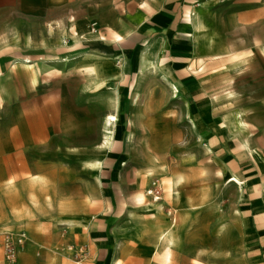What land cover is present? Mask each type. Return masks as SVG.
Instances as JSON below:
<instances>
[{
  "label": "rangeland",
  "instance_id": "rangeland-1",
  "mask_svg": "<svg viewBox=\"0 0 264 264\" xmlns=\"http://www.w3.org/2000/svg\"><path fill=\"white\" fill-rule=\"evenodd\" d=\"M146 1L0 0V264H24L23 255L31 264L42 262L38 260L56 264L57 258L89 264L86 222L68 226L65 219L95 215L113 239L109 247L114 243L116 250L125 252L127 246L123 264H147L142 259L144 241L135 235L128 209L135 207V195L146 189L142 179L151 155L163 172L146 184L165 200L159 220L167 224L174 218L180 225L173 264H264V208H260L264 200L259 193L264 188V163L244 152H227L242 137L230 133L223 117L220 126L227 135L211 131L214 152L208 154L198 131H179L184 105L156 74L147 81L159 83L160 89L146 105L139 101L131 110L146 109L137 131H131L133 139L125 131L112 151H101L103 131L96 113L74 117L73 94L79 88L87 96L92 93L81 59L73 55L88 47L85 51L112 56L100 47L109 37L105 30L121 17L133 18ZM199 4L207 27L194 39L203 38L208 47L213 43L231 61L239 60L236 89L241 109L231 112L248 108L253 145L264 155V0H201ZM112 32L121 37L126 33ZM75 34L81 46L62 43V36L70 43ZM18 58L31 63L16 66ZM231 90L222 85L220 95ZM110 93L108 100L114 105L115 93ZM80 105L84 112L85 105ZM26 124H32L30 131ZM95 159L104 160L103 171L88 167ZM224 167L239 171L252 183L239 192L221 174ZM33 177H43L45 183H34ZM170 177L180 182L176 202L168 200L165 179ZM151 200L148 195L142 203ZM196 204L200 207L193 209ZM39 211L44 214L41 218ZM31 214L33 228L38 223L42 230L28 229ZM21 232L27 234L22 245L17 242ZM7 245L15 250L13 258L6 255ZM254 258L257 261L252 263Z\"/></svg>",
  "mask_w": 264,
  "mask_h": 264
},
{
  "label": "crops",
  "instance_id": "crops-1",
  "mask_svg": "<svg viewBox=\"0 0 264 264\" xmlns=\"http://www.w3.org/2000/svg\"><path fill=\"white\" fill-rule=\"evenodd\" d=\"M200 1L201 0H148L140 7L139 12L133 18L126 19L121 17L117 20L115 26L109 25L108 28H110V30H105V32L111 38L108 37V40H106L105 36L101 35L100 39L106 41H103L100 47L108 50L112 56L97 55L85 51L88 47L82 52L79 51L73 55L81 59L80 66L85 62H97L101 74L107 80L104 84L97 81L94 82L92 77L83 70L84 73L89 76L88 82L90 81L89 86L92 94L91 96H87L85 94L86 91H82L79 88L77 95L73 94L72 96L73 100L76 99V101H74L76 106L72 111L74 117L80 119L82 117L81 114H85L86 112L90 114L89 116L96 113V118L101 120L99 131H103V134L104 131H113L114 143L112 147L106 150L101 143V151L110 152L116 148L115 146H117V143L121 142L125 131H129L128 139L130 141L133 139L131 131H137L138 128L136 127H138L139 122L144 119L146 109L143 108L139 113H133L131 110L135 108V104L139 101L146 105L151 98L150 95L156 93L157 90L160 89L159 83L154 82L149 84L147 81L148 77L154 76L155 74L156 77L157 75L160 77L159 82L165 85L173 96L179 97V101L184 105V116L182 119L184 121L179 131H198L200 142L203 144L207 141L206 138L211 131H221L227 135V129L220 126V118L227 114L239 113L247 124L246 131H243L240 137H247L250 148L258 152L261 151L260 148L253 145V134L248 121V117L251 113L248 112V108L243 107V110L231 112L236 109H241L239 104H237L240 98V92L236 89L237 79L240 77L239 69L241 64L239 60L231 61L227 58L228 55H225L219 48H215L213 43L208 47L206 45V40L203 38L196 41L194 37H199L198 35L201 34L203 35L204 31H202V29L195 27L192 31H189L188 12L200 7ZM198 16L199 20L207 27L201 12H199ZM133 24L135 26L132 29L130 28V31L127 33V28L131 27ZM112 31H117L122 34L126 33L124 37H121L119 35H114ZM72 37L73 45L81 46L78 36L74 35ZM113 56L118 57L117 60L122 56L123 60H118L121 61L122 65H118V61H116V58ZM78 59L75 61L76 66ZM148 59L164 65V69L155 72L151 69L149 63H147ZM26 60L29 61V59H15L16 66H20L23 63H31ZM160 60L163 62L161 63ZM35 65L36 64L33 66ZM30 66L32 67V65ZM30 66H27V68ZM164 73L168 76V80L178 87L179 90L176 94L173 93L171 85L163 79L162 75H164ZM117 75H119V79L115 78ZM139 77L143 78L140 80ZM222 85H226L232 89L231 91L235 94L232 95L231 91H227L226 93H229V95L226 93H224L225 95H220L219 89ZM109 90L115 93L114 105H112V101L109 103L108 97L111 95ZM88 99L90 101H87ZM80 104L85 105L83 108L84 112H81L82 106ZM86 105H90V108L86 109ZM93 106L94 108H92ZM111 115H117L118 121L115 124L107 123V119ZM175 119L179 120L177 118ZM28 129L29 131L32 129V124H26L25 130L28 131ZM236 146V148L232 147L227 149V152H244L257 162L264 163V160H259L253 155H250L242 141ZM223 150L224 149H222V151ZM262 157L264 158V155H262ZM101 168L103 171L104 160L99 169ZM150 168H152L150 177L151 183L153 182L151 178L154 174L163 172L160 170L158 163L153 167L150 166ZM150 168L148 167L147 170ZM226 170L227 168L224 167L221 170V174L225 176L224 173ZM239 174L241 178L244 179L245 184L243 188L236 185L239 192H243L247 183L250 185L252 182H249L248 178L243 176L240 172ZM96 180L101 183L99 176H96ZM33 181H37L36 183L41 184L45 183L43 177H39V179L33 177ZM165 181L171 192L177 195L176 188L180 182L175 181L172 177L168 180L165 179ZM142 185L144 188H148V186L144 185L143 179ZM146 189L135 195L134 204L138 195L143 194V199L148 196L146 194ZM259 193L264 200V188H262ZM198 207H200V205ZM261 207L264 208V203L260 208ZM39 212V218L43 217V212ZM238 212L241 213V209H239ZM128 216L131 217L132 223L136 226L135 235H138V224L140 222L146 223L152 221L148 216H140L135 207H129ZM96 218V215L90 216V218H76L77 220L79 219L86 222L88 248L91 251L92 260L89 264H113V259L117 257H120L124 261L128 258L127 246L125 252L116 250L114 243L113 247H109V240L113 241V239L108 237L106 230L101 225V220L98 221ZM48 222H51V220ZM26 223L31 232H33L34 229L37 231L42 230L41 225L38 223L36 227L33 228L34 219L32 214L27 219ZM247 225L248 224H246V227ZM179 230L180 225L170 245L172 250V264L174 247L176 245ZM253 236L255 235L253 234ZM133 241L132 239L131 242ZM143 241L144 246L147 245L144 238ZM51 251H54L52 250V246ZM142 259L144 263H148L149 256L144 255ZM21 261L24 264L32 263L27 255H23ZM38 261L42 262H37L36 264H43L45 262L44 260ZM250 261L255 263L257 260L254 258ZM55 263L70 264L69 261L64 258H57ZM153 263L154 260L149 262V264Z\"/></svg>",
  "mask_w": 264,
  "mask_h": 264
},
{
  "label": "bare ground",
  "instance_id": "bare-ground-1",
  "mask_svg": "<svg viewBox=\"0 0 264 264\" xmlns=\"http://www.w3.org/2000/svg\"><path fill=\"white\" fill-rule=\"evenodd\" d=\"M199 12H200L199 7L195 8L193 11L189 12V15H188L189 31H192V29L195 27H197L198 29H202V31H204L206 29V26L204 25V23L202 21H200L198 18ZM94 31H95V29H94ZM129 31L130 30L128 29L127 33ZM75 35H77V34H75ZM61 39H62L63 44L68 45V46H69V44L73 45V37H71L70 43L66 41L65 35L62 36ZM26 61H28V60H26ZM160 62L162 63L163 61L160 60ZM117 63H118V65H122L121 61H118ZM147 63H149L151 69L154 70L155 72L159 71L161 69H164V65H161L160 63L158 64L157 62L151 61L150 59H148ZM23 66H25V65H23ZM81 67L89 76L92 77L94 82L97 81L101 84H104L105 82H107L106 78L103 77V75L101 74L99 67L97 66V62H85L81 65ZM142 69H143V67H142ZM37 72H38V70L36 68V70H34L33 78L36 76ZM162 77L171 85L173 93H177L178 87L168 80V76L165 75V73H164V75H162ZM115 78L119 79V75H117ZM234 112H236V111H234ZM222 119H223L224 126L230 131L231 134H233L235 136H242L243 131H246L247 124L245 123V121L243 120V118L241 117V115L239 113L228 114L226 116H223ZM117 121H118L117 115H111L107 119V123H109V124H115ZM112 133H113V131H110V130L104 131L102 146L106 150L110 149L114 143V136L112 135ZM209 135L210 134H208V137L206 138L207 141L204 142L202 144V146L204 147L205 152L213 153L214 149H213V146L211 143L212 139L210 138V140H209ZM241 141L244 144L247 152L250 155H253L254 157H256L259 160H264V158L262 157V155L260 153L261 151L258 152L256 150H253L250 148L248 138L242 137ZM149 163H150V166L153 167L155 164H157V157L151 155L149 157ZM101 165H102L101 160H93L92 162H89V164H88V166L91 169H99L101 167ZM150 166H149V168H150ZM151 170H152V168H150L149 170H146L143 173V176L146 177V179L144 180L145 186H146V184L150 183V179H148V178L151 177ZM224 174L226 176V182L227 183L233 182V183L237 184L240 188L244 187L245 181L243 178H241L240 174L237 171L227 169ZM36 178L39 179V177H36ZM31 179H33V178H31ZM40 180H43V179H40ZM167 189L169 192L168 200H170L171 202H176L178 196L174 195L171 192L169 187H167ZM146 194L152 195V200L149 201L148 203H142L144 195L140 194L137 196V198L135 200V208L138 211V214L140 216L141 215L142 216H148L150 218V220H152L151 222H146V223L140 222L138 224V227H139L138 235L141 236L142 239L144 238L145 242L147 244V245H145L144 253L147 256L150 255V258H149L147 264H149V262L152 260H154L153 264H172V259H171L172 250H171L170 245L172 244V242L176 236L179 224H177V219H174V218L172 219V221L170 223H167V224L161 223L159 218L162 216V214L164 213V210L166 209L165 208V200H163V197L157 196L153 192V190L150 189L149 187L146 190ZM160 200H162V201H160ZM198 206H199V204L192 205V208L196 209V208H198ZM168 214L170 215L171 211H169ZM65 222L69 226H73L74 224L82 225L81 220H79V219L77 220L74 218H66ZM18 235L20 236V238H21V236H24L27 239V234L25 232H21ZM20 241H22V239H20ZM26 241L27 240H25L24 243H26ZM123 262H124L123 259H121L120 257L113 259V264H123ZM77 264H80V262H77Z\"/></svg>",
  "mask_w": 264,
  "mask_h": 264
},
{
  "label": "built area",
  "instance_id": "built-area-1",
  "mask_svg": "<svg viewBox=\"0 0 264 264\" xmlns=\"http://www.w3.org/2000/svg\"><path fill=\"white\" fill-rule=\"evenodd\" d=\"M20 239H22V241H20ZM25 240H26V238L24 236H21V238L19 236L17 242L20 245H22V244H24ZM6 255L8 256V258H13L15 256V250H14V248L11 245H7Z\"/></svg>",
  "mask_w": 264,
  "mask_h": 264
}]
</instances>
